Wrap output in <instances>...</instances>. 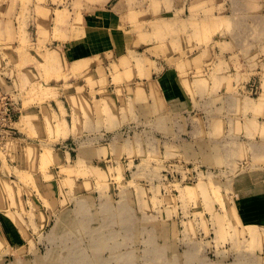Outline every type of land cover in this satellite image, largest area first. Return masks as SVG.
Listing matches in <instances>:
<instances>
[{
  "label": "rangeland",
  "instance_id": "1",
  "mask_svg": "<svg viewBox=\"0 0 264 264\" xmlns=\"http://www.w3.org/2000/svg\"><path fill=\"white\" fill-rule=\"evenodd\" d=\"M31 3L0 0V85L22 98L16 136L28 140L18 157L6 154L13 139L0 151V264H264V226L239 219L249 192L236 181L253 161L264 163L263 136L244 130L245 121L248 129L264 124L246 113L263 114L264 0H210L205 19L188 20L195 33L187 41L228 36L239 66L252 64L250 95L240 75L233 85L235 76L201 71V79L181 80L184 94L160 95L152 79H139L142 49L71 79L61 55L27 35ZM75 88L63 96L68 115L56 112L59 90ZM66 118L75 127L61 128ZM67 143L72 157L60 161L54 152ZM59 199L70 215L51 213ZM119 200L139 208L106 206ZM133 211L140 239L129 253V241L115 236L136 227L127 223Z\"/></svg>",
  "mask_w": 264,
  "mask_h": 264
},
{
  "label": "crops",
  "instance_id": "2",
  "mask_svg": "<svg viewBox=\"0 0 264 264\" xmlns=\"http://www.w3.org/2000/svg\"><path fill=\"white\" fill-rule=\"evenodd\" d=\"M205 1L206 6L203 5L198 8ZM208 1L210 0H64V2L62 0H33L31 11L26 16L25 28L28 32L27 35L31 32V35H29L30 40L35 46L42 49L50 48L51 52L49 54L56 52L57 55H61L63 62L68 65V74L71 79L96 73L101 64L107 63L108 58H116V61L118 59L123 60V56H127L131 49H137L138 51L143 50L144 56L141 60L147 64V67L141 72L145 73V76L140 77L138 72L141 70L135 67L134 74H137L140 77L139 79H152L154 91H158L160 95H173L179 93V91H181L179 94H184L180 84L182 83L181 80L201 79L194 75L199 74L200 71L204 72L206 76L215 75L219 78L224 76L229 79L231 78L230 75L235 76L236 81H233V85L236 84L237 76L240 75L245 79L242 90L247 91L245 93L250 95V91L246 87H251L249 80L252 78V64L245 63L239 66L240 61H235L232 54L233 48H235L234 44L228 36L224 38L219 36L217 39H213V42L210 41L207 44L196 39L187 41V36L195 33V28L189 25L188 20L195 18L197 21H201L205 19V14L209 11L210 6V3L207 4ZM193 5L196 6L195 9H192ZM2 13H5V17H8L6 16V10ZM213 15L218 16L216 12ZM258 15L262 18L261 13ZM220 16H226V14ZM209 20H213L212 16ZM4 22L6 24V18H4ZM259 26V32H262L264 19L260 20ZM223 29L225 30V27L220 25L217 31H220L221 34ZM225 31L227 33V30ZM189 48L194 49L193 51L190 50V56H188L190 53L188 54L187 51ZM260 79L258 89L260 95H262L264 94V78L260 77ZM1 86L3 89L8 88L3 84ZM65 92L63 89L59 90L57 98L52 101L57 106L56 112H63L66 109L68 115V108L65 105L63 96L67 94L71 98L78 93L76 88L73 92L70 90H68V93ZM197 94H204V91H199ZM84 95H86V91ZM19 105L22 111V108L24 109L22 98L19 99ZM34 107H36L37 112H40L38 106L29 107V111ZM260 110L263 111V114L255 115L256 113L254 114L251 109L246 113L250 119L255 118L260 121V118H264V107ZM21 116L22 114L19 116L17 123L20 122ZM63 120L66 121L68 128L75 127L74 118L72 124H70L68 118ZM246 123L247 121L244 124L245 132L258 137L263 136L259 139V143L264 148V124L258 123L256 127L248 129ZM249 123L253 122L250 121ZM16 126L15 133L19 135L22 131L19 125ZM256 128L258 129L256 130ZM16 135L13 137L14 139L12 138L9 149L6 150L9 158L18 157L22 151V144L28 141L26 137H17ZM62 140L66 141L65 139ZM13 145L14 147L11 148ZM64 145L67 148H62L54 154L60 161L67 162L72 157V151L69 149L68 143ZM259 153L264 158V150ZM247 169L242 171V177L236 179L237 185L243 183L245 188L243 191L249 192L248 197L245 198L244 209H241L242 213L239 215V219L242 222L243 219H246L245 221L250 219L249 222H257L264 226V163L253 161L252 167ZM3 174L0 171V177ZM79 182L82 181L77 178L76 184ZM66 191L71 192V189ZM61 200L55 201L57 209L62 206ZM246 203L250 204L249 208ZM66 204L61 211L60 209L59 211L48 210L52 214L70 215L73 208ZM106 206L138 210L139 203L121 200L107 201ZM45 213L47 214L46 211ZM131 214L127 216V223L136 227L129 229L130 233L127 235L116 234L115 236L116 240L121 238L129 241L124 243V247L129 249V253L134 250L133 240L140 239V217L136 211Z\"/></svg>",
  "mask_w": 264,
  "mask_h": 264
},
{
  "label": "built area",
  "instance_id": "3",
  "mask_svg": "<svg viewBox=\"0 0 264 264\" xmlns=\"http://www.w3.org/2000/svg\"><path fill=\"white\" fill-rule=\"evenodd\" d=\"M15 91L3 89L0 85V151L6 149L10 140L16 135V123L21 109Z\"/></svg>",
  "mask_w": 264,
  "mask_h": 264
},
{
  "label": "bare ground",
  "instance_id": "4",
  "mask_svg": "<svg viewBox=\"0 0 264 264\" xmlns=\"http://www.w3.org/2000/svg\"><path fill=\"white\" fill-rule=\"evenodd\" d=\"M198 72V71H197ZM192 73V72H191ZM220 74V73H219ZM205 76V75H204ZM24 117H22V119H23ZM21 119V118H20ZM222 119V118H221ZM23 121V120H22ZM217 121V120H216ZM215 121V122H216ZM222 121V120H221ZM24 123V122H23ZM218 123V122H217ZM215 124V123H214ZM221 124V123H220ZM59 125H63V127H61V128H65L66 127V121H61L60 120V124ZM214 126V125H213ZM214 129V128H213ZM208 130V129H207ZM14 139V138H13ZM12 141V140H11ZM20 142V141H19ZM10 143V142H9ZM9 145V144H8ZM12 147H14V145L13 146H11V148ZM51 152V151H50ZM209 155V154H208ZM45 157V156H44ZM46 157H47V155H46ZM212 158V157H211ZM216 160V159H215ZM214 163V162H213ZM250 206H248V208H249ZM244 209V208H243ZM240 214V213H239Z\"/></svg>",
  "mask_w": 264,
  "mask_h": 264
}]
</instances>
